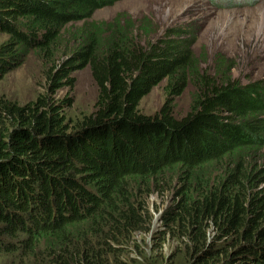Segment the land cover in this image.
Returning a JSON list of instances; mask_svg holds the SVG:
<instances>
[{"label": "trees", "instance_id": "trees-1", "mask_svg": "<svg viewBox=\"0 0 264 264\" xmlns=\"http://www.w3.org/2000/svg\"><path fill=\"white\" fill-rule=\"evenodd\" d=\"M118 1L0 0V80L34 50L47 89L24 103L0 96L2 264H264V80L241 83L223 53L204 67L193 26L143 44L122 15L92 19ZM86 67L97 100L72 118L73 100L56 95ZM163 81L165 105L144 114ZM189 86L177 119L172 101ZM169 191L152 231L148 198Z\"/></svg>", "mask_w": 264, "mask_h": 264}, {"label": "rangeland", "instance_id": "rangeland-1", "mask_svg": "<svg viewBox=\"0 0 264 264\" xmlns=\"http://www.w3.org/2000/svg\"><path fill=\"white\" fill-rule=\"evenodd\" d=\"M118 15L129 21L135 31L140 27L137 31L143 44L149 38L155 41L167 36L169 29L185 30L193 26L199 30L193 50L203 60L204 67H211L214 56L223 53L235 62L233 76L241 83L264 80V0L221 9L208 0H120L98 9L92 19L112 21ZM146 23L150 24V29L141 30V25ZM5 41L6 36L0 34V44ZM38 54L34 50L23 52L20 60L8 67L0 80V96L24 103L47 91L46 67ZM73 76L74 86L62 88L56 98H71L74 103L68 113L72 118H79L94 110L98 87L88 67L74 71ZM165 87L163 81L141 100L139 108L144 114H155L165 105L168 98ZM194 91L189 86L172 101L173 115L177 119L191 110ZM171 193L149 196L152 231L162 227L161 213L170 206ZM137 237L138 241L145 239L148 245L152 243L151 232L137 233ZM172 248L173 245H168L166 253ZM28 262L30 264V260Z\"/></svg>", "mask_w": 264, "mask_h": 264}]
</instances>
